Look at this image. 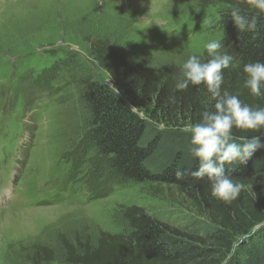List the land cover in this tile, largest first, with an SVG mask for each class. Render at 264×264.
<instances>
[{
  "label": "rangeland",
  "instance_id": "obj_1",
  "mask_svg": "<svg viewBox=\"0 0 264 264\" xmlns=\"http://www.w3.org/2000/svg\"><path fill=\"white\" fill-rule=\"evenodd\" d=\"M200 4L0 0V183H5L0 199L6 196L0 204V264H21L30 245L50 243L84 224L119 234L114 217L126 207H142L183 230L198 221L172 188L99 175L108 171L88 146L77 80L84 72L113 89L106 70L93 60V35L132 42L130 55L161 74L179 69L189 54H207V41L222 40L215 22L225 8ZM42 79L48 89L42 90Z\"/></svg>",
  "mask_w": 264,
  "mask_h": 264
},
{
  "label": "trees",
  "instance_id": "obj_2",
  "mask_svg": "<svg viewBox=\"0 0 264 264\" xmlns=\"http://www.w3.org/2000/svg\"><path fill=\"white\" fill-rule=\"evenodd\" d=\"M199 2L203 9L225 8L215 26L222 34L221 54L231 55L233 63L223 70L221 91L238 95L254 108L264 107V95L253 96L243 87V66L264 63V14L245 0ZM235 7L250 18L257 17L254 32L236 29L230 19ZM116 40L91 36L93 60L106 70L113 89L84 72L77 80L88 146L110 174L98 173L110 181L172 188L198 221L183 230L151 217L142 207H126L114 217L121 233L84 224L50 243L30 245L21 264H264V129L232 130L234 137L260 135L262 147L244 164L225 165V173L245 186L240 195L231 202L212 197L207 179L191 176L198 161L190 154V136L184 131L186 125L198 123L205 110H214L211 94L203 85L176 91L179 69L161 74L130 55L132 42ZM199 57L202 62L211 58ZM54 70L58 69L46 73ZM41 82L42 90L48 89ZM177 172L182 173L180 178Z\"/></svg>",
  "mask_w": 264,
  "mask_h": 264
},
{
  "label": "clouds",
  "instance_id": "obj_3",
  "mask_svg": "<svg viewBox=\"0 0 264 264\" xmlns=\"http://www.w3.org/2000/svg\"><path fill=\"white\" fill-rule=\"evenodd\" d=\"M247 6L264 14V0H245ZM230 19L240 32H254L257 17H248L239 7L230 12ZM221 41L212 39L204 44V50L211 57L206 62L195 54H189L180 61V75L175 83L176 91L203 85L215 101L214 110H205L198 123L186 125L184 131L190 136V154L198 161V167L191 172L196 179H207L210 194L217 200L231 202L245 187L225 173V165L246 163L254 152L262 147L261 136L234 137L233 129L260 132L264 129V107L255 108L242 102L238 95L228 90L221 91L223 70L233 63V57L221 54ZM243 87L253 96L264 95V63H247ZM239 141V142H237ZM177 178L182 173H176Z\"/></svg>",
  "mask_w": 264,
  "mask_h": 264
}]
</instances>
